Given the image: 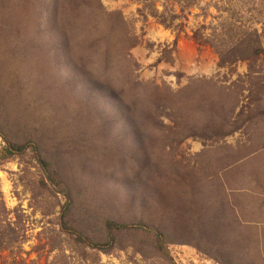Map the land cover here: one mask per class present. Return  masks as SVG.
Instances as JSON below:
<instances>
[{
  "label": "rangeland",
  "instance_id": "1",
  "mask_svg": "<svg viewBox=\"0 0 264 264\" xmlns=\"http://www.w3.org/2000/svg\"><path fill=\"white\" fill-rule=\"evenodd\" d=\"M0 130L167 251L0 136V264H264V0H0Z\"/></svg>",
  "mask_w": 264,
  "mask_h": 264
},
{
  "label": "trees",
  "instance_id": "2",
  "mask_svg": "<svg viewBox=\"0 0 264 264\" xmlns=\"http://www.w3.org/2000/svg\"><path fill=\"white\" fill-rule=\"evenodd\" d=\"M110 95L114 96L113 92ZM137 134H140L139 129L138 132L132 133L134 136ZM0 136L5 142L1 149V157H20L29 154L38 168L40 184L48 190L50 195L55 197L61 195L63 197V202L59 209L58 224L60 229L71 235L74 240L88 247L96 248L98 250H106L115 243L118 234L122 231H146L154 236L156 249L162 254H167L165 241L160 231H157L140 221L122 222L106 219L104 222L105 237L102 240H93L80 230L73 227L68 220V214L73 204L70 188L61 176L57 165L47 158L39 142L32 137H27L21 141L11 140L2 130H0Z\"/></svg>",
  "mask_w": 264,
  "mask_h": 264
}]
</instances>
